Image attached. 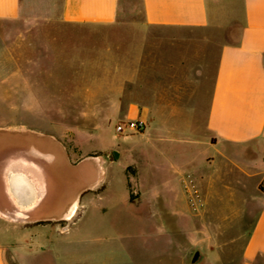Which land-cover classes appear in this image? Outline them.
Segmentation results:
<instances>
[{
	"label": "rangeland",
	"instance_id": "374dc122",
	"mask_svg": "<svg viewBox=\"0 0 264 264\" xmlns=\"http://www.w3.org/2000/svg\"><path fill=\"white\" fill-rule=\"evenodd\" d=\"M35 1L32 9L56 8ZM165 37V30L144 25L141 0H122L113 26L0 20V172L10 159H30L33 167L16 170L45 178L64 204L80 194L68 225L35 228L44 238H143L132 244L139 264H193L197 251L200 264H242L247 238L241 234L253 217L245 214L235 227L227 217L256 181L234 173L218 178L206 195L198 175H173L187 160L183 147L150 142L163 132L148 119L142 133L116 131L130 119L115 112L120 87L134 93L133 83H122L134 75V46ZM97 182L106 186L101 198L81 197ZM0 238L10 235L0 228Z\"/></svg>",
	"mask_w": 264,
	"mask_h": 264
},
{
	"label": "crops",
	"instance_id": "0c3cea01",
	"mask_svg": "<svg viewBox=\"0 0 264 264\" xmlns=\"http://www.w3.org/2000/svg\"><path fill=\"white\" fill-rule=\"evenodd\" d=\"M32 1L0 0V20L39 17L113 26L122 7V0H50L55 9L36 10ZM141 5L144 25L165 30L166 41L134 46V75L121 81L133 83L134 93L120 87L115 113L148 119L163 132L150 142L183 147L187 160L173 167L179 171L173 175H198L206 195L218 178L234 173L256 181L227 218L235 227L252 215L241 234L247 238L242 264H264V0H141ZM33 166L30 159H10L0 172V228L10 235L0 238V264H139L132 244L143 238H44L35 230L68 225L80 194L64 204L63 193L45 178L16 170ZM105 189L97 182L81 197L87 193L95 201Z\"/></svg>",
	"mask_w": 264,
	"mask_h": 264
},
{
	"label": "built area",
	"instance_id": "2783aa9c",
	"mask_svg": "<svg viewBox=\"0 0 264 264\" xmlns=\"http://www.w3.org/2000/svg\"><path fill=\"white\" fill-rule=\"evenodd\" d=\"M147 128V121L143 118L129 119L126 122H120L116 131L119 134L142 133Z\"/></svg>",
	"mask_w": 264,
	"mask_h": 264
},
{
	"label": "water",
	"instance_id": "95a60500",
	"mask_svg": "<svg viewBox=\"0 0 264 264\" xmlns=\"http://www.w3.org/2000/svg\"><path fill=\"white\" fill-rule=\"evenodd\" d=\"M115 156L117 159H120L121 155L120 152L115 151ZM26 185L29 186L31 184L26 182ZM136 204H139V200H136ZM204 259V256L202 255V253L200 251H197L194 258H193V264H200Z\"/></svg>",
	"mask_w": 264,
	"mask_h": 264
},
{
	"label": "bare ground",
	"instance_id": "6f19581e",
	"mask_svg": "<svg viewBox=\"0 0 264 264\" xmlns=\"http://www.w3.org/2000/svg\"><path fill=\"white\" fill-rule=\"evenodd\" d=\"M192 198V205H193V207L196 205V203H195V199H193V197H191Z\"/></svg>",
	"mask_w": 264,
	"mask_h": 264
}]
</instances>
